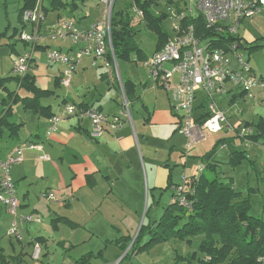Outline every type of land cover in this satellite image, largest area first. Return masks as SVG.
Instances as JSON below:
<instances>
[{
    "label": "crops",
    "instance_id": "obj_1",
    "mask_svg": "<svg viewBox=\"0 0 264 264\" xmlns=\"http://www.w3.org/2000/svg\"><path fill=\"white\" fill-rule=\"evenodd\" d=\"M64 1L72 2L73 0ZM75 2L78 6L81 3L80 1ZM185 2L186 0H175L174 4L176 3L179 8L180 4L185 5ZM39 3L43 8L48 5L46 0H38L36 5ZM20 9L18 17L25 28L27 23L23 21ZM56 11L58 13L55 23L50 27L47 26L48 28L54 27L62 18H70L62 13L63 11L69 13L72 10L70 7L51 10V12ZM157 12L159 14L162 11L157 9ZM263 15H258L254 19ZM77 23L82 28L79 25L82 21ZM30 26L31 31L27 33L34 30L32 23ZM8 27L9 25L0 34L1 37L6 38H2L1 44L11 47L9 51L7 46H0V81L6 77L16 78L15 75L2 74L6 67L12 66L11 69H13L14 60L20 54L31 52L33 68L30 73L35 76L37 86L54 92L51 96L41 99L43 105L51 106L53 113L58 112L66 103L95 105L109 117L115 114L120 115L123 112L125 93L118 79L115 80L113 77L111 69L115 67L111 64L109 54L105 59L96 58L94 54H83L77 63L71 85L64 87L61 83L63 66L58 63L48 64L47 50L59 49L73 55L84 49L86 45L81 42L72 43L68 40L53 39L47 27L42 24L40 28L42 38L33 46L20 38L21 32H26L24 28L15 27L12 34L8 36ZM16 29L17 33L14 31ZM151 55L146 54L143 58L134 54L131 60L118 62L121 81L122 78L128 79L135 85L134 98L130 104L131 117L125 120L123 127L119 130H113L107 125L100 138L90 136L91 123L88 119L78 120L77 118L62 120L57 129L48 134L49 117L26 109L21 101H14L16 97L31 98L33 94L21 88V84L16 79L0 83V88L4 91L0 90V111L11 107L13 114L10 121L22 124L17 136H10V131L3 128V133L0 135V161L5 160L14 148H22L23 161L12 166V177L20 201L18 215L34 213L42 218L41 223L34 222L23 227V240L18 241L7 236L6 228L10 227L12 218L0 204V231L7 225L6 231L3 230L0 233V264H44L43 259L50 254L49 249L52 245L50 238L53 230L60 234L59 243H61L65 240L61 232L62 225L74 228L76 235L79 229L99 226L100 220L94 221L99 213L104 214L109 228L110 223L111 227L118 230H121V226L133 229L134 221L129 219L128 225L125 226L126 220L121 214L140 212L144 206L150 207L151 210L165 209L170 202L174 201L176 188L184 184V179L190 182L191 178L198 176V168L204 163V157L212 151L201 153L203 143L186 150V138L179 132V117L173 111L170 93L160 81L149 75L145 66V62ZM43 60L50 67H40ZM93 62L97 65L92 66ZM122 62L125 63L123 72L119 64ZM39 67V72L45 74L44 78L38 79ZM13 81L16 82V88L11 86ZM10 92H14V96H11ZM241 101L252 104L250 106L252 116L257 106L264 107V101L261 98L248 100L238 89H234L229 95L222 96L219 102L223 108L230 109L232 105L239 106ZM243 111L245 113L246 110L243 109ZM244 113L241 117L231 113L233 123L252 122L253 119L244 118ZM261 117L264 116H260L254 123ZM231 137L226 134L220 138H227L230 144L224 147L222 143L214 151L213 159L218 164L217 171L221 178L225 174L224 169L227 170L223 168V165L229 164L231 159L230 146L246 150L237 146V140ZM255 142L259 147L264 140ZM33 143L41 144L42 149L30 147ZM225 149H228L227 156L223 155L220 158L219 155ZM43 155H49L50 159L41 158ZM196 162L195 168L192 164ZM180 168L184 169L185 175L182 182L178 179ZM1 177L0 167V179ZM228 181L232 182L235 187L232 176ZM254 189L259 191L260 187ZM44 192L53 193L55 199L43 198L41 194ZM243 195L247 196L244 192ZM160 216L150 221L157 220ZM87 223L93 227L87 226ZM127 235L126 232L123 236ZM131 236L132 234H129L127 237ZM37 244L42 247V251L40 257L35 259L34 252ZM117 257L114 263L105 259L103 264H115L121 260Z\"/></svg>",
    "mask_w": 264,
    "mask_h": 264
},
{
    "label": "built area",
    "instance_id": "obj_2",
    "mask_svg": "<svg viewBox=\"0 0 264 264\" xmlns=\"http://www.w3.org/2000/svg\"><path fill=\"white\" fill-rule=\"evenodd\" d=\"M116 0H99L104 5L102 18L92 26L80 28L78 23L71 18H62L58 24L50 28L53 39L68 40L72 43H84L86 47L70 54L59 49H49L46 52L48 64H61V83L64 87L71 85V80L77 68V63L83 54H94L96 58L105 59L109 54L111 64L118 67L113 42L111 18ZM134 17L139 23L144 19L143 10L134 0L128 5ZM264 14V0H186L184 9L179 10L176 18L179 23L174 28L171 39L159 50L155 51L145 62L149 75L162 83V86L170 93L173 111L178 115L179 132L186 138L185 148L189 150L193 146L207 140L206 132L231 135L234 140H240L245 146L255 144L252 137L257 134L253 125L246 121L235 124L231 113L241 117L243 109L237 105L225 109L218 101V96L229 95L234 89L242 91L248 100L261 98L264 101V75H258L252 70L248 61H244L239 55L240 68L230 67V55L223 48L210 50L201 37L197 35L194 23L184 24L188 17L201 16L209 29H226L227 32L237 33L240 23L244 19H254ZM46 19L41 3L34 9L26 10L23 14L25 23H32L34 30L31 33L22 31L20 38L27 44L35 46L42 36L40 28ZM232 53H237V44L231 45ZM96 62L92 66H96ZM33 68V55L31 52L20 54L13 64L15 76H26ZM120 77V75H119ZM176 78V79H174ZM121 87L124 93L123 83ZM201 105V106H200ZM130 108L124 95V108L120 115L109 117L95 105L84 103H66L49 119L48 134L57 129L59 122L67 118L78 120L88 119L91 123L90 136L100 138L108 125L113 130L123 127L125 120L130 118ZM227 146L226 143L222 144ZM30 147L42 149L41 144L33 143ZM264 152V143L260 145ZM41 158L50 159L49 155ZM23 161L21 147H16L9 152L5 160L0 161L2 177L0 179V204L11 216V224L7 230V236L23 240L22 229L26 225L37 222L42 218L34 213L18 215L20 201L12 177V166ZM205 169L201 164L198 171ZM198 177V176H197ZM185 183L179 185L176 190V199L179 204L192 209V201L184 191ZM43 198L55 199L51 192L41 194ZM42 247L35 246V259L40 257ZM264 262V257L259 258ZM121 261V260H120ZM120 261L115 264H120Z\"/></svg>",
    "mask_w": 264,
    "mask_h": 264
},
{
    "label": "trees",
    "instance_id": "obj_3",
    "mask_svg": "<svg viewBox=\"0 0 264 264\" xmlns=\"http://www.w3.org/2000/svg\"><path fill=\"white\" fill-rule=\"evenodd\" d=\"M23 1L24 4L20 9L22 19L26 10L36 7L38 0ZM46 1L48 5L44 6V10L49 12L67 7L74 11L78 6L75 1L84 3L88 0ZM134 1L144 12V19L140 23L144 21L145 25L156 33V49H161L172 36L163 24L168 15L163 12L158 14L157 7L160 1H166L170 5L175 0ZM117 2L118 0L115 1L111 18L112 42L117 62L131 60L134 54L144 58L146 56L144 49L136 39L137 25L131 9L129 6L117 5ZM183 23H194L197 35L202 38L210 50L223 48L230 55L233 52L231 45L237 44L238 49L239 46L243 45V37L227 32L224 28L209 29L201 16L188 17ZM14 31L17 33V29ZM262 38L264 39V36ZM258 40L251 42L247 48L252 51L264 47V43H258ZM252 70L256 73L253 67ZM15 77L3 78L0 83L16 79L21 84L20 87L31 92L33 97L23 99L16 97L14 101H21L26 109L34 113L52 117L54 113L51 106L43 105L41 99L51 96L54 92L43 90L37 86L35 76L30 72L26 76ZM122 83L131 110L130 104L134 98L135 85L132 81L124 80V78H122ZM240 92L242 94V91ZM10 95L14 96V92H10ZM12 114L11 107L0 111V135L3 133V128L10 131V136L18 135L22 124L11 122ZM246 123L256 128L257 134L252 137L253 140H264V117L255 123ZM225 142L229 146L230 141L227 138L220 139L214 150L204 157L205 169L201 172L198 171V177L195 175L190 182L188 179H184V191L192 201V209L188 210L180 205L174 197V201L165 207L159 219L148 223L143 222L134 240L132 237H126L130 243L133 242L120 263L132 253L148 250L161 242L178 239L192 245L194 239L199 238L198 249L182 257L186 261L184 264H264L259 260L260 257H264V217L251 213V190L253 188H250V193L244 196L243 192L238 191L232 182L225 181L226 177H220L217 171L218 164L213 159L215 148L217 149L219 145ZM230 148L231 159L229 164L233 167L242 164L243 161L251 160L246 150H239L232 146ZM128 244L122 245L123 250L128 248ZM93 256L96 257L92 252L87 253L77 259L74 264H91Z\"/></svg>",
    "mask_w": 264,
    "mask_h": 264
},
{
    "label": "rangeland",
    "instance_id": "obj_4",
    "mask_svg": "<svg viewBox=\"0 0 264 264\" xmlns=\"http://www.w3.org/2000/svg\"><path fill=\"white\" fill-rule=\"evenodd\" d=\"M128 1L130 4V0H118L117 5H122L123 7L128 6ZM23 5V0H0V34L6 30L8 31V36L12 34L13 29L18 27V29L24 28L23 23L19 20L18 13L19 9ZM104 5L100 4L99 0H88L86 2L79 3L77 9L74 11L64 12V16H68L71 19L82 23L79 25L82 28L90 27L93 23L98 22L104 13ZM159 11L167 14V18L163 22L165 29L171 33H174L175 26L179 23V20L176 18L178 11L184 9V3H181L179 8L177 4L173 3L171 6L166 3V1H160V4L157 8ZM45 12V10H44ZM56 12H45V16H47V20L45 19L42 24L47 26H52L55 23V18L57 15ZM46 21V22H45ZM31 23H27V26L24 28L26 32L31 31ZM137 25V34L136 39L139 45L144 49L145 55H151L155 49L157 44V35L156 33L149 29L144 22L139 23L138 21L135 22ZM52 28V27H51ZM48 30L50 28L47 27ZM50 32V31H49ZM52 32V31H51ZM50 32V33H51ZM240 37H243V45L238 49L237 53H232L230 59V67L233 69L238 70L240 68V60L239 55L243 58L244 61H248L249 64L253 67V69L258 74L264 75V47L249 50L247 47L250 45L252 41H257L258 43H264V39L262 38L264 35V15L260 16L256 19H245L241 22L237 33ZM2 38L0 35V46H7V48L11 49L10 46L1 44ZM11 39L12 37H8ZM6 39V38H5ZM49 39V38H48ZM6 48V47H3ZM7 50V49H5ZM4 52V51H3ZM119 62V61H118ZM121 66V71L123 72V65L124 62L119 63ZM46 66L50 67L46 62L43 60L40 64V67L46 68ZM12 66L5 68V71L2 75H15L13 73ZM37 71V75L39 76L38 79L44 78L45 74L43 72ZM112 74L114 79L116 78L120 83V68L113 66ZM1 78V75H0ZM176 79V78H174ZM11 86L16 88V82L13 81ZM60 89V88H59ZM107 89V88H106ZM2 92V88H0ZM63 89H61L62 91ZM107 93V92H106ZM4 94V93H3ZM119 97L121 95L119 94ZM222 97V96H221ZM221 97L218 98L221 101ZM224 103V102H223ZM252 104L245 103L244 101L239 102V106L243 108L245 111L244 118L253 119L252 123L258 119L260 116H264V107L257 106L255 108V112L252 116ZM207 140L202 142V149L200 150L201 153L213 151V147L215 143L220 139L223 138L226 134L223 131L222 133H210L206 132ZM237 146H241L247 150L249 158L252 160H246L244 163L233 167L230 164H224L222 167L227 168L224 169L225 174L222 177L225 178V181H228L229 177L232 176L235 184V188L237 190L243 191L246 195L250 193L251 190V199H252V210L251 213L253 215H260L264 217V153L262 152L261 148H259L256 144H253L250 147H247L242 143L240 140L236 141ZM224 147H227L226 145ZM216 151V148H215ZM224 153V154H223ZM221 152L219 155L220 158L223 155L228 154V149H225L224 152ZM184 158V156H183ZM219 158V159H220ZM222 161V160H221ZM227 161V160H224ZM181 165V164H180ZM194 165V166H193ZM197 162L193 163L192 166L196 168ZM255 165V167L253 166ZM183 166L181 165V168ZM178 170V179L180 182L183 181L184 169ZM183 184V183H182ZM260 187V190L256 191L254 188ZM170 196V195H169ZM168 199V198H166ZM151 201V200H150ZM166 201V200H165ZM150 203V202H149ZM164 209L158 208L157 210H151V208H144L140 212H131L129 214H121L124 217L125 226L128 225L129 219L134 221L133 229L121 226V230H118L114 227H111L110 223L107 226L108 220L104 219V214H97L94 221L98 222L100 220V225L95 228H87V229H79L75 235V229L68 227V226H61L62 235H64V241L59 243L60 234L53 230L52 236L50 238V254L46 256L43 261L44 264H74L76 259L80 256L92 252L96 257L93 256L91 264H103L104 260L107 259L110 263L115 262V257L117 259L121 258L126 255V253L130 250L131 244L129 240H127V236L132 234L133 240L135 239L136 235L138 234L139 230L142 227L143 222H149L150 219L158 218ZM120 218V216L118 215ZM118 218V219H119ZM117 221V217L115 218ZM5 223V222H2ZM5 225V224H4ZM87 226H91L90 223H87ZM4 226L1 231H6L8 228ZM93 227V226H91ZM120 227V226H119ZM6 228V229H5ZM0 231V233H2ZM60 232V230H59ZM127 232V236H123L124 233ZM129 243V244H128ZM128 244V248L123 250L122 245ZM200 244V239H194L192 245L185 243L184 241L173 239L166 242H161L148 250H143L139 253H132L131 256H128L124 259L120 264H184L186 263L182 257L187 256L189 253H192L198 249ZM74 246V247H73ZM116 259V260H117ZM181 261V262H179ZM36 262V261H35Z\"/></svg>",
    "mask_w": 264,
    "mask_h": 264
},
{
    "label": "water",
    "instance_id": "obj_5",
    "mask_svg": "<svg viewBox=\"0 0 264 264\" xmlns=\"http://www.w3.org/2000/svg\"><path fill=\"white\" fill-rule=\"evenodd\" d=\"M140 231V230H139Z\"/></svg>",
    "mask_w": 264,
    "mask_h": 264
}]
</instances>
